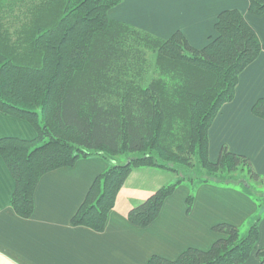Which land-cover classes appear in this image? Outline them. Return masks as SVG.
<instances>
[{
	"label": "trees",
	"instance_id": "1",
	"mask_svg": "<svg viewBox=\"0 0 264 264\" xmlns=\"http://www.w3.org/2000/svg\"><path fill=\"white\" fill-rule=\"evenodd\" d=\"M121 4L0 0V113L36 132L32 140L0 139V157L15 181L11 206L18 216L31 217L43 176L100 158L110 166L94 180L72 224L103 232L134 170L198 167L201 176L184 174L130 210L128 221L147 227L183 180L223 186L229 183L223 174L241 173L243 189L259 209L246 235L218 224L213 230L222 237L210 249L189 248L175 260L153 256L147 264H243L256 249L264 216V192L260 198L252 183L264 186V175L227 146L213 162L209 131L264 46L237 9L223 11L217 37L196 49L181 31L164 39L111 19L110 11ZM248 11L263 15L264 0H249ZM252 113L264 120V97ZM194 198L189 196V212ZM257 256L264 264V248Z\"/></svg>",
	"mask_w": 264,
	"mask_h": 264
},
{
	"label": "crops",
	"instance_id": "2",
	"mask_svg": "<svg viewBox=\"0 0 264 264\" xmlns=\"http://www.w3.org/2000/svg\"><path fill=\"white\" fill-rule=\"evenodd\" d=\"M248 7L249 0H210L187 16L159 18L130 13L119 5L109 16L164 39L181 31L194 48L202 49L217 37L218 16L237 9L264 46V14L253 15ZM262 97L264 51L240 75L235 99L222 108L210 128L212 161L227 145L231 152L248 157L255 171L264 175V120L252 113L254 104ZM35 136L27 122L0 113V139L32 140ZM109 166L110 162L93 157L46 174L36 187L33 215L22 218L11 206L15 181L0 157V264H147L153 256L175 260L189 248L210 249L222 237L213 230L218 224L241 229L250 226V217L258 210L256 202L240 190L202 184L190 213L186 214L185 198L190 189L184 184L165 200L152 224L138 227L127 219L130 210L173 180L160 169L143 167L127 179L103 232L74 226L72 218L91 185ZM263 248L264 218L259 225L256 249L243 264H260L257 251Z\"/></svg>",
	"mask_w": 264,
	"mask_h": 264
},
{
	"label": "snow or ice",
	"instance_id": "3",
	"mask_svg": "<svg viewBox=\"0 0 264 264\" xmlns=\"http://www.w3.org/2000/svg\"><path fill=\"white\" fill-rule=\"evenodd\" d=\"M208 3L210 0H122L121 7L130 13L166 18L187 16Z\"/></svg>",
	"mask_w": 264,
	"mask_h": 264
},
{
	"label": "rangeland",
	"instance_id": "4",
	"mask_svg": "<svg viewBox=\"0 0 264 264\" xmlns=\"http://www.w3.org/2000/svg\"><path fill=\"white\" fill-rule=\"evenodd\" d=\"M227 146V145H226ZM228 147V146H227ZM229 149V147H228ZM230 150V149H229ZM220 154V153H219ZM134 157H137V155H133ZM219 155L217 156L216 158V161L218 159ZM119 160H123L124 162L126 161V158L123 157V158H118ZM214 162V161H213ZM148 168H151V167H148ZM172 168V166H171ZM173 168L177 171H172V169H160L164 172H166L169 176L173 177V180L170 182L169 185H172V184H175L177 183L178 180L182 179L183 175L185 174L186 177H190V176H193L194 178H197V176H201V174L203 173L198 167L194 168L191 172L189 169H187V167H182V166H177V167H174ZM159 169V168H157ZM224 176V180H226V182L229 180V183L228 184H223V186H220V187H227V188H233V189H236V190H240L244 193H246V190L243 189V186H242V182H243V179L245 178V175L244 174H236V175H232L230 178H228L229 176L228 175H225L223 174ZM193 183H198L197 180H195ZM188 185V188L190 189V193L186 196L185 198V204H186V214H189V210H190V206H189V196L192 195L193 197H196L197 195V192H198V189L199 187L202 185V184H198V185H193L189 179H185L183 180V182L180 184V185ZM210 184V183H208ZM179 185V186H180ZM252 185L255 187L256 191H258L259 193V197H260V193L261 192H264V186H257L256 184L252 183ZM217 186V185H215ZM247 194V193H246ZM248 195V194H247ZM249 196V195H248ZM252 198V197H251ZM254 198V197H253ZM252 198V199H253ZM261 198V197H260ZM256 202V201H255ZM258 203V202H257ZM258 212H259V209L257 210V212L255 214H253L250 218H256L258 217ZM264 218V216H263ZM250 226H246L245 228H242V235H246L247 234V231L249 230Z\"/></svg>",
	"mask_w": 264,
	"mask_h": 264
}]
</instances>
